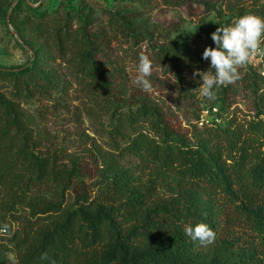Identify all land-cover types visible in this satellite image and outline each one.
<instances>
[{"label":"trees","instance_id":"16d2710c","mask_svg":"<svg viewBox=\"0 0 264 264\" xmlns=\"http://www.w3.org/2000/svg\"><path fill=\"white\" fill-rule=\"evenodd\" d=\"M56 25L25 66H0V228L12 232L16 264H264V82L244 78L252 119L196 130L193 140L158 108L124 105L112 132L126 142L99 151L93 195L77 163L43 149L49 109L40 101L63 90L59 59L108 94L111 71L92 29ZM229 89L215 90L211 109L225 106ZM201 222L216 233L206 247L184 232ZM0 264L13 263L0 255Z\"/></svg>","mask_w":264,"mask_h":264},{"label":"rangeland","instance_id":"374dc122","mask_svg":"<svg viewBox=\"0 0 264 264\" xmlns=\"http://www.w3.org/2000/svg\"><path fill=\"white\" fill-rule=\"evenodd\" d=\"M0 9V66L19 68L29 63L49 24L74 29L86 25L99 36L97 42L104 43L101 60L111 71L110 94L94 89L59 59L52 65L63 90L53 101H40L49 109L43 149L56 152L69 168L77 163L93 195L103 176L99 151L113 152L116 144L126 142L112 132L114 112L124 105L146 102L158 108L166 123L191 140L196 130L234 118L249 120L256 113L255 97L244 78L251 75L264 82V58L256 57L239 69L240 79L229 84V101L223 108L218 104L217 110L193 91L202 83L193 73L210 68L202 54L206 47H215L211 33L246 13L264 18V0H0ZM141 53L153 64L149 92L133 84ZM77 192L70 190L67 201H73ZM18 225L15 220L14 230ZM11 237L12 232L0 228V255L16 264Z\"/></svg>","mask_w":264,"mask_h":264},{"label":"clouds","instance_id":"9594fccd","mask_svg":"<svg viewBox=\"0 0 264 264\" xmlns=\"http://www.w3.org/2000/svg\"><path fill=\"white\" fill-rule=\"evenodd\" d=\"M211 39L215 47H206L202 54V58L210 62V68L193 73V77L200 76L202 79L200 86L193 91H198L209 100L215 99L216 89L240 79V68L256 57L264 58V18L246 13L235 18L231 25L218 27L211 33ZM152 74L151 59L141 53L133 84L145 92L151 91L153 86L149 78ZM184 232L201 246L206 247L216 240V233L203 222L195 226L185 225ZM41 259H47V254H42Z\"/></svg>","mask_w":264,"mask_h":264},{"label":"built area","instance_id":"2783aa9c","mask_svg":"<svg viewBox=\"0 0 264 264\" xmlns=\"http://www.w3.org/2000/svg\"><path fill=\"white\" fill-rule=\"evenodd\" d=\"M212 109H214V110H217V108L216 107H214V108H212ZM210 110L208 109L207 111H205L206 112V114L209 112ZM205 118L203 117L202 119H201V121H200V123L203 125L204 124V122H205Z\"/></svg>","mask_w":264,"mask_h":264}]
</instances>
